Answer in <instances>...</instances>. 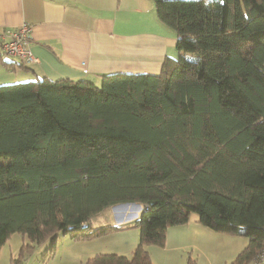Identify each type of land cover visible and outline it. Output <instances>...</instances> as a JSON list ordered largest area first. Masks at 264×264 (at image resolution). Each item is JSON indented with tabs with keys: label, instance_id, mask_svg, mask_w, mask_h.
Wrapping results in <instances>:
<instances>
[{
	"label": "trees",
	"instance_id": "obj_1",
	"mask_svg": "<svg viewBox=\"0 0 264 264\" xmlns=\"http://www.w3.org/2000/svg\"><path fill=\"white\" fill-rule=\"evenodd\" d=\"M151 1L178 51L159 73L0 84V248L29 241L9 264L60 234L131 228L128 254L85 264H153L147 246L192 215L248 239L229 264L264 263V0ZM123 203L142 205L133 221L92 226Z\"/></svg>",
	"mask_w": 264,
	"mask_h": 264
},
{
	"label": "crops",
	"instance_id": "obj_2",
	"mask_svg": "<svg viewBox=\"0 0 264 264\" xmlns=\"http://www.w3.org/2000/svg\"><path fill=\"white\" fill-rule=\"evenodd\" d=\"M23 21L31 25L29 46L37 61L24 64L23 71L0 61V84L22 76L96 84L111 73L157 74L165 57L178 54L175 33L159 21L151 0H0L4 38ZM141 209L139 203L110 206L97 216L102 223L92 220V226L126 225ZM191 217L166 230L164 246H147L153 264H187L189 257L196 264H229L248 243L246 237L213 232ZM137 240L133 228L88 240L71 237L59 248V257L85 264L95 255L128 254Z\"/></svg>",
	"mask_w": 264,
	"mask_h": 264
},
{
	"label": "rangeland",
	"instance_id": "obj_3",
	"mask_svg": "<svg viewBox=\"0 0 264 264\" xmlns=\"http://www.w3.org/2000/svg\"><path fill=\"white\" fill-rule=\"evenodd\" d=\"M3 58H9L15 61H19L15 57H7V56H2ZM15 67L12 68L14 69H20V70H26L24 66H20L18 64H14ZM25 72V71H24ZM35 79L34 77H25L22 76L20 78H17L16 80H5L4 83L1 84H9V83H15V82H22V81H28ZM95 85H100V82L96 83ZM100 214V213H99ZM97 214L96 216L93 217V220L97 222V220L102 223L98 217L101 215ZM99 215V216H98ZM98 216V217H97ZM12 237L10 241H6L0 248V264H9L10 262V257L11 256H18L20 253L19 251L22 248L23 244L29 243L27 237L25 235H22L20 233H13L11 234ZM54 244L53 247L50 251V246L52 245V240L46 239L41 243H33L31 244V248H24L21 252V256L23 257V262L24 264H70V263H64V261L59 257V248L62 246V244L69 243L71 240V237L69 234H60L56 239H54ZM75 240V239H74ZM78 241V240H76ZM62 249V248H61ZM264 264V263H263Z\"/></svg>",
	"mask_w": 264,
	"mask_h": 264
},
{
	"label": "built area",
	"instance_id": "obj_4",
	"mask_svg": "<svg viewBox=\"0 0 264 264\" xmlns=\"http://www.w3.org/2000/svg\"><path fill=\"white\" fill-rule=\"evenodd\" d=\"M30 31L31 25L23 21L10 31L6 38L0 32V54L15 57L24 64L36 62L37 59L29 46Z\"/></svg>",
	"mask_w": 264,
	"mask_h": 264
},
{
	"label": "water",
	"instance_id": "obj_5",
	"mask_svg": "<svg viewBox=\"0 0 264 264\" xmlns=\"http://www.w3.org/2000/svg\"><path fill=\"white\" fill-rule=\"evenodd\" d=\"M12 59L9 58H3V62H10Z\"/></svg>",
	"mask_w": 264,
	"mask_h": 264
}]
</instances>
